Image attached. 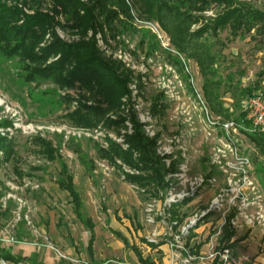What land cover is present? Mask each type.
Returning <instances> with one entry per match:
<instances>
[{"label": "rangeland", "instance_id": "rangeland-1", "mask_svg": "<svg viewBox=\"0 0 264 264\" xmlns=\"http://www.w3.org/2000/svg\"><path fill=\"white\" fill-rule=\"evenodd\" d=\"M237 1L264 11V0ZM214 6L195 13L204 19L192 30L217 16L220 9ZM41 7L47 8L48 4ZM140 20L155 24L164 38L160 40L146 24H137L135 20L116 41L108 43L102 31L96 34L103 55L112 56L133 73L129 94L107 118H127V126L131 124L128 110L133 107L146 136H158L157 155H168L174 162L172 166L180 174L185 173L186 178L203 176L206 183L189 199L179 201L172 209L165 208L167 200H177V196L192 192L185 179L176 178L172 189L159 190L156 196L128 182L121 170L100 158L94 146L106 148V137L117 142L116 129L101 124L89 130L65 122V114L76 106L66 97H76L77 88L60 89L51 79L27 82L25 62L0 52V124H12L0 126V134L8 138L7 149L12 152L7 159L0 151V264H16L4 261L2 250L28 257L19 264H141L132 248L119 240L113 230L122 233L144 257L157 262L162 263L164 258L165 264H210L224 217L238 222L233 227V238L243 239L233 251L249 256L252 263L264 260V220L260 217H264V152L243 129L237 133L226 131L224 118L216 116L206 101L198 64L178 52L156 21ZM58 35L66 42L79 40L69 30L58 29ZM208 37L214 44L216 38ZM219 38L224 45H214L213 51L219 56L214 81L220 83L225 107L236 117L243 112L241 104L249 96L242 97L241 90L264 89L263 39L254 31L234 38L230 30L221 32ZM46 40H50L49 35ZM154 104L166 106L165 115L153 118ZM38 137L54 147L62 142L60 155L81 192L85 215L95 224L92 253L88 249L90 230L76 218L69 194L58 186L60 163L51 162L38 152L34 144ZM226 143L235 145L239 155L250 160L256 189L231 202L233 195H226L224 209H213L199 220L207 214L212 201L227 189L228 174L213 163L218 149ZM174 211L179 212L178 220L182 221L177 225ZM193 220H199L198 225L190 230L188 238L183 237L182 229ZM146 242L165 246L167 251L157 252ZM199 243H203L199 253H189ZM173 252L178 255L176 259Z\"/></svg>", "mask_w": 264, "mask_h": 264}, {"label": "trees", "instance_id": "trees-1", "mask_svg": "<svg viewBox=\"0 0 264 264\" xmlns=\"http://www.w3.org/2000/svg\"><path fill=\"white\" fill-rule=\"evenodd\" d=\"M44 3L48 4L47 8L41 7ZM213 5L220 9L217 16L199 29L192 30L194 25L204 19L202 15L195 13H202ZM136 18L156 21L170 36L171 43L178 52L198 64L204 79L206 101L216 116L249 126L246 112L235 117L225 107L219 92L220 83L214 81L217 75L214 66L218 63L219 56L213 49L214 45H224L219 38L221 32L230 30V35L237 38L254 31L263 39L261 41L264 44V11L253 9L237 0H131V3L127 0H0V52L7 58L19 57L25 62L27 82L38 78L51 79L60 89L77 88L76 97H66L69 103L75 102L76 106L65 114V122L89 130L96 129L101 124L116 129L117 137L122 136L124 139L123 144L106 137V148L94 145L98 155L121 170L128 182L145 189L151 196H156L159 190L168 188L165 177L169 172L175 171V167L166 168L162 158L156 153L158 136H146L133 107L128 110L131 133L127 131V118H107L109 112L121 107L122 98L129 94L133 73L121 62L112 59V56L105 57L95 38L102 31L108 43L116 41L117 36L129 29ZM58 29L71 31L79 40L64 41L58 35ZM48 35L50 40H46ZM209 35L216 38L214 44L210 42ZM234 89L237 91L238 87ZM255 89L258 88L242 89V97L251 95ZM165 109L166 106L154 104L152 117H162ZM11 125L8 121L0 124L1 127ZM248 137L264 152V133H249ZM7 144L8 138L0 134V151L9 159L12 152L7 149ZM34 144L44 158L51 162L59 161L61 168L58 186L69 194L76 218L90 230L88 249L92 253L95 224L85 215L81 192L60 155L62 142L59 141L58 146L54 147L51 142L38 137ZM173 213V218L181 223L178 211ZM229 220L230 218L219 234V247L233 248L243 241L236 239L230 242L235 232L230 227ZM113 233L132 248L141 264H155L152 258L144 257L136 247L130 246L122 233L115 230ZM146 243L151 249L159 246ZM202 246L203 243L194 245L190 248V253L198 254ZM1 256L4 261L16 264L28 259L5 250H2ZM211 264L220 263L216 259Z\"/></svg>", "mask_w": 264, "mask_h": 264}, {"label": "built area", "instance_id": "built-area-1", "mask_svg": "<svg viewBox=\"0 0 264 264\" xmlns=\"http://www.w3.org/2000/svg\"><path fill=\"white\" fill-rule=\"evenodd\" d=\"M127 1L129 2V0ZM135 21L137 24H143V25L146 24V26H148L151 29V31L160 40L164 38V35L161 33L160 29L155 24L149 23L147 21L144 22L138 18H136ZM111 54L113 55V53ZM115 54H117L116 51H115ZM241 105L243 107L242 108L243 112H246V120L249 122V126L247 127L245 123L238 124V122L234 120L224 121L223 126L225 127L226 131L228 133H230L231 131L233 133H237L238 131L243 129L247 136L249 133H254V132L264 133V89H259L253 92L251 95L248 96L246 100L242 102ZM204 111L207 112L206 107L204 108ZM127 127H128L127 131L131 133L132 125L128 123ZM125 132L126 131H123V133ZM123 141L124 139L122 136L119 137L117 140V142H119L120 144H123ZM218 152L219 153L217 154V156H215V158L213 159V163L215 165H218L225 174H228V176L226 177L227 189H224L223 193L219 194L212 201L211 207L208 210L207 214H204L199 220H202L203 218L208 216L210 213H212L213 209H219V210L224 209L225 205L223 203L225 201L224 198L226 195L227 196L233 195L231 199L229 200V202H231L233 198L235 199L239 195H244L246 191H249V190L253 191L256 189L255 182L252 179L253 177L251 176V172L249 170L250 160L240 156L238 152V148L235 145L226 143L223 149L221 148L218 149ZM170 159L171 158L168 155L167 156L164 155L162 157V160L166 168L168 169L173 168L172 165L174 164L173 160L172 159L170 160ZM187 161L188 160H186V163ZM186 166L187 164H185V168ZM181 170L183 171V169ZM233 170H236V171L234 172ZM176 178L181 179V180L185 179V181H187L186 183H189L191 187L190 189L192 192H188L186 195L181 196V197L177 196L178 197L177 200H174V199L167 200L164 203L165 208L167 206H170V209H172L174 205L189 199L192 193H194L196 189H198L199 187H201L202 185L206 183V179L203 176L194 177V178H186V174L185 173L180 174L178 172V168H176L175 171L169 172L167 176L165 177L166 182H168L169 184L168 188L165 189V191L172 189L173 187L172 181L175 180ZM179 199H182V200H179ZM229 208L230 206L228 207V209ZM260 217L261 219L264 220L263 216H260ZM224 218H225V222L224 224H222L221 228L219 229V233L216 232L218 234V237H219L222 227L228 221L227 219L228 217L227 218L224 217ZM247 218L248 217L245 216V219ZM199 220H193L190 222L189 225L184 227L181 232L182 236L188 238L190 236V230L194 229V227L198 225ZM177 224H179L178 221H175L174 225H177ZM229 224H230V227L233 229V227H237L238 222L234 220H230ZM150 243H153V242H150ZM172 256L174 259L178 257L176 252H173ZM216 259L219 261L220 264H252V261L249 256L245 254L235 253L233 249L230 247H223V246L219 247V241H218V245L213 249V252L211 253L210 264ZM263 264H264V260H263Z\"/></svg>", "mask_w": 264, "mask_h": 264}, {"label": "crops", "instance_id": "crops-1", "mask_svg": "<svg viewBox=\"0 0 264 264\" xmlns=\"http://www.w3.org/2000/svg\"><path fill=\"white\" fill-rule=\"evenodd\" d=\"M178 213H179V212H178ZM235 240H236V239L232 238L230 242H233V241H235ZM154 250L157 251V252H161V251H162V252L166 253L167 248H165V246H160V247H158V248H155ZM153 261L155 262V264H165V263H164V261H165L164 258H163L162 263H161V262H157L155 259H153ZM260 262L263 263V261L256 259V260H255V263H252V264H259Z\"/></svg>", "mask_w": 264, "mask_h": 264}]
</instances>
